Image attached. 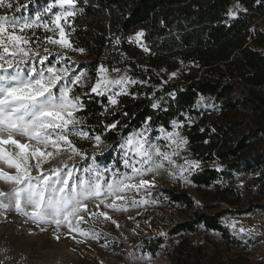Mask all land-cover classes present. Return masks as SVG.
<instances>
[{"label":"trees","instance_id":"trees-1","mask_svg":"<svg viewBox=\"0 0 264 264\" xmlns=\"http://www.w3.org/2000/svg\"><path fill=\"white\" fill-rule=\"evenodd\" d=\"M48 2L12 0L26 7L19 13L8 9L7 14L34 17ZM231 11L237 14L231 16ZM3 14L5 9L0 8ZM43 22L51 25L49 17ZM61 23L74 49L90 54L87 66L93 80L103 65L126 68L136 81L128 93L119 95L116 106L90 87L86 92L74 89L83 103L77 113L80 126L114 145L108 158L111 165L121 163L123 139L149 117L153 129H170L174 120L190 115L195 122L186 123L184 132L196 158L253 174L260 183L244 208L235 185L217 184L225 172L215 167L206 166L192 175V182L204 193L199 205L187 191L164 188L182 215L172 220L169 230V235L179 237L171 244L163 236L145 239L144 252L155 259L163 255L172 264H264L244 256L250 251L244 254V242L222 221L226 213L264 210V0H77L76 15ZM139 31L144 35L137 40ZM28 35L37 45L50 33L40 26ZM55 59L49 56V61ZM175 71L174 79H169L168 73ZM238 89L248 93L236 98ZM201 96L214 98L219 106L210 123L195 108ZM155 100L160 101L157 108L152 107ZM113 123L115 128L106 129ZM102 158L95 154V163ZM200 228L205 239L195 241L191 234ZM210 232L219 236L213 239Z\"/></svg>","mask_w":264,"mask_h":264},{"label":"snow or ice","instance_id":"snow-or-ice-1","mask_svg":"<svg viewBox=\"0 0 264 264\" xmlns=\"http://www.w3.org/2000/svg\"><path fill=\"white\" fill-rule=\"evenodd\" d=\"M76 4L77 0H51L37 10L34 17H26L7 14L8 9L19 13L26 5L0 0V8L5 9V14L0 15V183L7 186V190L0 187V210L15 211L38 225H55L56 229L66 227L69 233L88 237L90 233L80 227L86 222L85 215L111 220L107 211L100 210L101 204L116 210L118 202L127 201L129 192L154 187V181L143 178L145 173L165 169L169 174L183 177L185 171L200 165L198 161L187 159L183 165L176 164L174 157L179 156L181 146L186 143L178 131L181 124L173 121L172 132L161 129L164 139L169 142L165 147H172L169 152L162 150L147 135L149 117L144 128L126 136L120 145L124 166L130 171L112 172L111 179H106L105 173L111 169L100 170L95 164V153L90 157L93 164L84 169V175H77L74 166L67 163L60 167H43L63 154H68L69 160L73 156L89 159L70 137L94 140L96 145L102 142L101 136L92 137L84 131L77 117L83 103L74 93V87L81 83L85 73L75 74L70 70L67 52H57L56 59L49 61L52 55L49 48L34 51L32 37L28 35L29 30L43 26L54 33L44 37L48 44L83 53L84 49L72 47L61 23H68L69 18L76 15ZM54 8L59 10L53 12ZM236 14L235 11L229 13L231 16ZM45 17H49L51 28L43 22ZM32 34L35 35L34 31ZM135 35L139 40L144 33L139 31ZM144 50L148 51L146 47ZM97 71L99 75L91 92L107 93L111 105L118 103L116 97L125 94L129 84L136 83L126 75L110 78L103 65ZM113 71L119 72V69ZM117 86L119 91H116ZM152 107L159 105L154 103ZM115 127L113 123L106 129ZM92 200L100 203L94 205L95 210L89 211L88 202ZM132 203L137 202L133 200ZM232 227L235 228V223ZM239 231L244 233L245 229ZM55 238L59 239V236ZM92 238L96 239L98 235Z\"/></svg>","mask_w":264,"mask_h":264},{"label":"rangeland","instance_id":"rangeland-1","mask_svg":"<svg viewBox=\"0 0 264 264\" xmlns=\"http://www.w3.org/2000/svg\"><path fill=\"white\" fill-rule=\"evenodd\" d=\"M51 27L52 25H49V28ZM49 33L54 35L51 31ZM32 46L35 51L41 52L44 47H47L55 57L57 52H67V63L70 70L75 74L85 73L81 83L75 86L74 89L86 92L88 87H90L88 90L91 91V86L95 83V80H93L87 66L91 60V56L87 51L84 50L83 53H80L71 49H61L59 46L48 44L45 39ZM60 66L62 64L57 65V67ZM106 69L108 70L106 75L112 79L125 75L132 79L130 71L126 68H115L119 69V72L113 71V69ZM172 73L177 74V71L168 73L169 79H174L176 76H171ZM132 85L129 84L126 87L125 93L130 91ZM119 90V86H117L116 91ZM247 93L248 90L242 92L238 89L235 97L245 96ZM106 95L108 96L107 93ZM118 97H116L117 101ZM154 103L160 106V101L155 100ZM195 108L201 110V113L206 117V123L214 120L220 110L214 98L204 96L198 99ZM174 121L182 125L178 131L186 140V143L180 148L179 156L174 157L176 164L183 165L185 159H187L188 161H198L199 168L185 171L183 177L179 174H169L165 169H160L157 173H145L143 178L154 181V187L142 188L138 192H129L127 201L118 202V209L116 210L105 208L101 204L100 210L107 211L111 216V220H105L102 217L92 218L85 215L86 222L82 223L80 227L90 233L88 237L80 236L78 233H69L66 227L56 229L55 225H38L15 211L4 212L0 210V264H172L163 255L155 259L144 252L143 242L145 239L158 236H163L167 244L178 240L179 236L169 235V230L173 224L172 220H180L182 215L177 208L178 205L170 202L162 190L164 188H174L187 191L193 195L196 204L199 205L205 200L203 197L204 193L198 190L197 186L192 182V175L206 166L215 167L219 171L225 172V175L217 181V184L223 185L226 182H230L235 185L242 196L241 206L243 208L244 206L247 207L259 190L260 183L257 177L253 174L231 170L227 164L217 160L203 161L196 158L189 149L188 140L184 132L185 124L195 122V118L186 115L185 120L176 119ZM144 127L145 124L134 131H139ZM161 129H164L165 132H172L174 129L173 122L170 129L164 127L153 129L149 124L147 135L151 137L153 142L160 145L162 150L171 152L172 147H165L169 142L164 139ZM246 130L247 128L244 126V131ZM70 139L87 156L95 153L103 157L102 161L95 164L100 170L106 167L111 169L110 172L105 173L106 179H111L112 172L124 173L125 171H130L124 166L123 152L120 164L114 166L108 161L110 154L114 150L113 143L107 142L102 138V142L99 145H96L94 140H83L78 137H70ZM91 161L90 157L88 161V159H82L80 156H73L69 160L68 154H63L56 156L44 164L43 167L45 169L60 167L63 163H67L70 167L74 166L77 170V175H84V169L89 166L87 163ZM92 164L93 162L90 163V165ZM185 167L187 168V165ZM33 174L35 175V169H33ZM0 187H4L7 190V186L2 183H0ZM211 190H214V186L211 187ZM133 200L137 203L133 204ZM98 203H100L98 200L89 201V211L95 210L94 205ZM222 221L231 234L244 242V254L247 250L250 251L249 254L244 256H247L254 263H264V210L243 214L226 213L222 215ZM233 223H235V228L232 227ZM41 228L44 231H41ZM240 228H244L245 232L241 233L239 231ZM249 231L251 235H249ZM161 233H164V235H160ZM93 235H98V238H92ZM56 236H59V239H56ZM73 236H75V239H73ZM210 236L216 239L219 235L216 232H210ZM191 237L195 241H204V229L200 228L192 233Z\"/></svg>","mask_w":264,"mask_h":264}]
</instances>
